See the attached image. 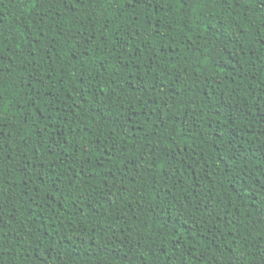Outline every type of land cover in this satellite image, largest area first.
I'll return each mask as SVG.
<instances>
[{
	"label": "trees",
	"instance_id": "1",
	"mask_svg": "<svg viewBox=\"0 0 264 264\" xmlns=\"http://www.w3.org/2000/svg\"><path fill=\"white\" fill-rule=\"evenodd\" d=\"M0 264H264V0H0Z\"/></svg>",
	"mask_w": 264,
	"mask_h": 264
},
{
	"label": "snow or ice",
	"instance_id": "2",
	"mask_svg": "<svg viewBox=\"0 0 264 264\" xmlns=\"http://www.w3.org/2000/svg\"><path fill=\"white\" fill-rule=\"evenodd\" d=\"M115 2V0H113ZM122 2L127 3L129 6H132L134 3H138V0H122ZM187 5L182 3L181 7H186Z\"/></svg>",
	"mask_w": 264,
	"mask_h": 264
}]
</instances>
